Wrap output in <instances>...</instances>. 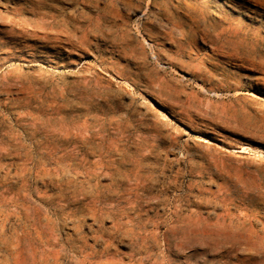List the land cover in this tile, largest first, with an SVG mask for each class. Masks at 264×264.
I'll return each instance as SVG.
<instances>
[{
	"label": "rangeland",
	"instance_id": "374dc122",
	"mask_svg": "<svg viewBox=\"0 0 264 264\" xmlns=\"http://www.w3.org/2000/svg\"><path fill=\"white\" fill-rule=\"evenodd\" d=\"M262 9L0 0V264H264Z\"/></svg>",
	"mask_w": 264,
	"mask_h": 264
},
{
	"label": "bare ground",
	"instance_id": "6f19581e",
	"mask_svg": "<svg viewBox=\"0 0 264 264\" xmlns=\"http://www.w3.org/2000/svg\"><path fill=\"white\" fill-rule=\"evenodd\" d=\"M263 1V0H262ZM258 4V3H257ZM262 10H264V9H262ZM256 12V11H255ZM259 14H260V12H259ZM209 17V16H208ZM216 18V17H215ZM216 21V20H215ZM218 22V21H217ZM207 23V22H206ZM216 25V24H215ZM214 26V25H213ZM250 26H252V25H250ZM217 27V26H216ZM197 30V29H196ZM201 30V29H200ZM213 32V31H212ZM197 34V33H196ZM202 34V33H201ZM197 37V36H196ZM193 38V37H192ZM204 38V37H203ZM192 40V39H191ZM197 40V39H196ZM195 40V41H196ZM198 41V40H197ZM196 41V42H197ZM198 47V46H197ZM215 48V47H214ZM212 49H213V47H212ZM261 50V49H260ZM215 55H216V53H215ZM221 56H223V55H221ZM247 56V55H246ZM227 57V56H226ZM229 57V56H228ZM234 57V56H233ZM250 57V56H249ZM249 60V59H248ZM252 60V59H251ZM243 68V67H242ZM91 205V204H90ZM113 206V205H112ZM80 208V207H79ZM89 208V207H88ZM91 208V207H90ZM107 209V208H106ZM105 209V210H106ZM108 209H109V207H108ZM111 209H113L112 207H111ZM125 209V208H124ZM122 210H123V208H122ZM127 210V209H126ZM111 212V211H110ZM121 212V211H120ZM78 213V212H77ZM106 213H107V210H106ZM128 213V212H127ZM92 214H93V212H92ZM76 215V214H75ZM121 216H123V215H121ZM109 217H110V215H109ZM112 217V216H111ZM102 218V217H101ZM107 218V217H106ZM113 218H115V217H113ZM112 218V219H113ZM127 218V217H126ZM117 219V218H116ZM119 219H121L122 220V217L121 218H119ZM118 219V223L120 224V220ZM81 220V219H80ZM96 220V219H95ZM137 220H139V219H137ZM99 221V220H98ZM104 221V220H103ZM103 221H102V224H103ZM122 222V221H121ZM123 222H125L124 220H123ZM144 222V221H143ZM98 223V222H97ZM101 224V223H100ZM117 224V223H116ZM119 224H117V226L119 225ZM145 224V223H144ZM116 226V225H115ZM120 226H121V224H120ZM99 228V227H98ZM117 228V227H116ZM130 230V229H129ZM102 231H103V229H102ZM95 232V231H94ZM105 233V232H104ZM94 234V233H93ZM139 234V233H138ZM109 235V234H108ZM118 235V234H117ZM114 237V236H113ZM118 237H120V235H118ZM115 238H116V236H115ZM112 239V237L110 238V240ZM118 239V238H117ZM120 239V238H119ZM123 239V238H122ZM113 240V239H112ZM111 240V241H112ZM99 241V240H98ZM72 243H73V241H72ZM71 243V244H72ZM78 243V242H77ZM107 243V242H106ZM110 244V243H109ZM79 245V244H78ZM144 245V244H143ZM146 245V244H145ZM140 246V245H139ZM80 247V246H79ZM115 247V246H114ZM143 247V246H142ZM82 248V247H81ZM86 248V247H85ZM108 248V247H107ZM77 250V249H76ZM109 250V249H108ZM111 250V249H110ZM113 250V249H112ZM103 251V250H102ZM106 253V252H105ZM113 253V252H112ZM138 253V252H137ZM85 254V253H84ZM114 255V254H113ZM132 255V254H131ZM85 256V255H84ZM136 256V255H135ZM109 258V256H106V258ZM111 257V256H110ZM124 258V257H123ZM134 259V258H133ZM125 260V259H124ZM123 260V261H124ZM104 261V260H103ZM107 260H105V262H106ZM111 261H113L112 260V258H111ZM123 263V262H122ZM121 264V263H120Z\"/></svg>",
	"mask_w": 264,
	"mask_h": 264
}]
</instances>
